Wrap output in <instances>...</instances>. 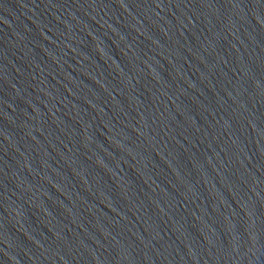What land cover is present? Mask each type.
<instances>
[{"label":"water","instance_id":"1","mask_svg":"<svg viewBox=\"0 0 264 264\" xmlns=\"http://www.w3.org/2000/svg\"><path fill=\"white\" fill-rule=\"evenodd\" d=\"M0 264H264V0H0Z\"/></svg>","mask_w":264,"mask_h":264}]
</instances>
